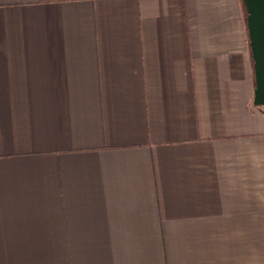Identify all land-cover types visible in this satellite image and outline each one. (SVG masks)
Returning a JSON list of instances; mask_svg holds the SVG:
<instances>
[{"label": "crops", "instance_id": "1", "mask_svg": "<svg viewBox=\"0 0 264 264\" xmlns=\"http://www.w3.org/2000/svg\"><path fill=\"white\" fill-rule=\"evenodd\" d=\"M241 0H0V264H264V106Z\"/></svg>", "mask_w": 264, "mask_h": 264}, {"label": "water", "instance_id": "2", "mask_svg": "<svg viewBox=\"0 0 264 264\" xmlns=\"http://www.w3.org/2000/svg\"><path fill=\"white\" fill-rule=\"evenodd\" d=\"M254 71L252 103L264 106V0H241Z\"/></svg>", "mask_w": 264, "mask_h": 264}]
</instances>
